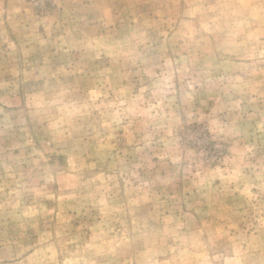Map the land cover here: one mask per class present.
Returning a JSON list of instances; mask_svg holds the SVG:
<instances>
[{"label": "rangeland", "instance_id": "obj_1", "mask_svg": "<svg viewBox=\"0 0 264 264\" xmlns=\"http://www.w3.org/2000/svg\"><path fill=\"white\" fill-rule=\"evenodd\" d=\"M0 264H264V0H0Z\"/></svg>", "mask_w": 264, "mask_h": 264}]
</instances>
